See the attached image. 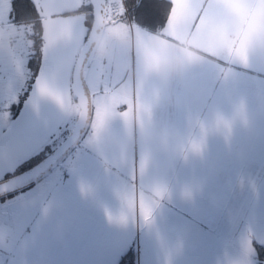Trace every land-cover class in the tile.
Listing matches in <instances>:
<instances>
[{"label":"crops","instance_id":"obj_1","mask_svg":"<svg viewBox=\"0 0 264 264\" xmlns=\"http://www.w3.org/2000/svg\"><path fill=\"white\" fill-rule=\"evenodd\" d=\"M109 25V29L125 33L119 24ZM230 29L232 38L222 28L209 39L187 33L176 36L171 44L156 42L169 48H200L211 45L219 31L224 54L215 56L213 48L207 47L214 56L198 58L166 88L152 78L145 79L143 86L142 99L151 105V115L144 117L143 126H169L203 140L197 152H175L167 157L173 165L169 187L165 191L161 186L163 194L154 202V208L172 210L194 227L202 224L201 219L212 221V213L222 214L226 208L230 169L237 176L242 172V178L249 181H257L264 170V35L249 40L246 27ZM117 43L113 41L112 47ZM242 45L244 58L238 55ZM137 72L144 79L141 60ZM127 127L133 137L142 128L139 121ZM102 148L98 145L97 150ZM110 157L116 159L105 161L92 152L73 158L64 177L50 179L36 190L32 200L49 187L18 240L7 237L6 246H0V264H118L136 242L142 221L138 209L128 211L125 197L145 193L148 185L129 179L123 174L121 160L114 154ZM121 213L123 220L118 219ZM160 222L164 224L160 220L156 225Z\"/></svg>","mask_w":264,"mask_h":264},{"label":"rangeland","instance_id":"obj_2","mask_svg":"<svg viewBox=\"0 0 264 264\" xmlns=\"http://www.w3.org/2000/svg\"><path fill=\"white\" fill-rule=\"evenodd\" d=\"M0 7L9 21L0 25V146L4 147L0 152H5L15 147L19 141L15 114L18 103L25 96L29 78L32 41L28 35L32 28L16 25L11 21V0H0ZM66 7L74 5L66 4ZM75 15L76 13H69L67 18ZM44 19L47 27V19ZM109 28L110 25H107L104 33ZM231 43L230 41V45ZM93 55L96 57L95 53ZM140 60L139 57V62ZM57 87L61 92L64 91L62 85L58 84ZM78 117L77 112L67 110L50 99L39 115L27 120L19 145L0 156V181L5 176L14 174L20 166L47 147L57 148L70 134ZM127 126L119 116L106 121L98 133L91 124L86 138L66 159L64 165L57 167L34 187L0 201V229L6 231L12 242L18 240L29 224L38 202L46 199L49 187L39 193L37 200H32L31 195L44 188L48 180L64 177L62 174L69 166L68 163L89 152L105 161L116 159L110 157L114 154L121 160L123 174L127 173L129 179L140 185L158 184L167 191L168 179L173 171L172 160L169 162L167 157L173 154L164 155V158L163 154L147 157L141 132H136L133 137ZM114 143L117 148L111 146ZM98 145L103 146L101 151L97 150ZM142 162H145L143 172ZM242 177V172L241 176H237L234 170L228 171L225 185L226 190H229L228 200L225 202L227 206L222 208V214L212 213L210 222L208 219H201L202 224L194 227L172 210L153 208L151 221L146 222L142 218L136 237L138 264H258L260 259L254 243L264 246V170L257 181ZM160 220H164V224L160 222L157 226ZM249 242L254 250L252 252L248 251ZM261 262L264 264V261Z\"/></svg>","mask_w":264,"mask_h":264},{"label":"snow or ice","instance_id":"obj_3","mask_svg":"<svg viewBox=\"0 0 264 264\" xmlns=\"http://www.w3.org/2000/svg\"><path fill=\"white\" fill-rule=\"evenodd\" d=\"M164 3L162 27L151 33L126 19L125 0H31L35 22L30 51L39 45L47 71L64 88L61 92L42 75L38 81L40 95L49 96L67 110L77 112L82 119L91 120L97 133L106 121L116 116L126 125L139 121L143 127L144 117L151 115L150 103L142 99L145 79L137 72L145 47L156 42L171 44L176 36L187 33L209 39L226 26L238 31L246 27L249 40L264 35V0H164ZM65 4L74 7H59ZM154 4L155 0H135L133 10L151 17ZM22 11L27 15L26 10ZM54 11H59L63 19L51 30L49 47L43 39L46 20L42 16ZM68 12H75V17L67 18ZM6 22L8 18L0 7V25ZM110 23L125 29L127 41L114 45L110 58L102 61L92 53L93 38ZM238 55L244 58L243 45ZM223 123L229 127L226 121ZM202 143V139L194 141L192 150L199 151ZM144 168L145 162H142L141 172ZM125 199L129 212L138 209L144 221H151L154 203L146 201L143 191L138 195L130 193ZM118 219H125L124 214ZM248 251H254L250 242Z\"/></svg>","mask_w":264,"mask_h":264},{"label":"clouds","instance_id":"obj_4","mask_svg":"<svg viewBox=\"0 0 264 264\" xmlns=\"http://www.w3.org/2000/svg\"><path fill=\"white\" fill-rule=\"evenodd\" d=\"M225 29L229 38L233 33L230 26L221 27ZM218 29V30H219ZM126 43L127 37L122 31L111 28L103 35H98L94 44V53L102 61H106L112 54V42ZM212 47L216 55H223L221 47V34L218 31L212 38V44H205L200 48L188 45H180L178 48H169L160 43H153L145 47L141 52V72L144 79H155L158 84L166 88L170 80L177 75H181L198 58L212 57L213 51H206L205 48ZM187 49V51H185ZM189 52L193 53L192 57ZM141 134L145 141V152L147 157L155 154L171 155L175 152L193 151L191 144L196 141L190 135L181 134L179 131L169 127L161 126L150 128L143 126ZM163 194V189L158 184H150L145 191V199L148 203H154L155 199ZM7 233L0 229V246H6Z\"/></svg>","mask_w":264,"mask_h":264},{"label":"water","instance_id":"obj_5","mask_svg":"<svg viewBox=\"0 0 264 264\" xmlns=\"http://www.w3.org/2000/svg\"><path fill=\"white\" fill-rule=\"evenodd\" d=\"M59 7H66V4L61 5ZM69 13L75 12H68V14ZM42 18L47 19V27L45 26L44 28V43L45 45L51 47L49 45L50 32L53 28L57 27L62 22L63 17H61L59 11H54L51 13V15H48L46 17L42 16ZM104 30L101 32H97L94 36L92 53H94V44L97 39V36L103 35ZM42 75L45 76L46 79H48L50 84H56V86H58V83L53 80L51 73L47 71V67L43 59L39 76L35 84L33 85L32 91L28 99L24 103L23 109L17 117L19 141L16 146H18L20 143V140L22 138L23 127L25 126L27 120L35 115H39L40 110L47 104L50 99H52L49 96H42L39 93L38 81L41 79ZM91 124V120L82 119L79 115L77 122L70 134L49 155H47L43 160H41L33 167L21 173L15 174L11 177L1 180L0 201L10 198L14 195L20 194L23 191L34 187L42 180H44L49 174H51L57 167L63 165L66 159L79 147L82 141L86 138L90 130ZM13 148L9 149V151L0 152V156L6 155L10 151H12ZM0 150H4V147L0 146Z\"/></svg>","mask_w":264,"mask_h":264},{"label":"trees","instance_id":"obj_6","mask_svg":"<svg viewBox=\"0 0 264 264\" xmlns=\"http://www.w3.org/2000/svg\"><path fill=\"white\" fill-rule=\"evenodd\" d=\"M135 0H125L126 8H128V14L131 22L138 24L139 26L146 28L151 32H157L159 27H162L163 23V15L166 5L164 0H155L154 4V12L151 17H145L142 13L133 10ZM22 10H26L27 15L24 14ZM34 6L31 4V0H12L11 1V12L10 18L11 21L19 26L31 27L34 21ZM126 19L128 20L127 16ZM32 32V31H31ZM39 34V29H37V35ZM28 37L32 41L31 33H29ZM43 54L40 51L39 45L31 52V58L29 60V78L26 82L25 86V96L21 99L20 103H18V109L16 111L15 117L17 118L23 109L24 103L28 99L33 85L35 84L40 70L42 66ZM54 149L52 147H47L44 151L39 153L37 156L33 157L29 161L25 162L22 166L14 174H9L5 176V178L11 177L15 174L21 173L37 163L43 160L47 155H49ZM5 200V199H4ZM258 258L260 262L258 264H262L261 261H264V246L259 245L258 243H254ZM118 264H138V248L137 242L132 243L129 248L125 251V253L121 256Z\"/></svg>","mask_w":264,"mask_h":264},{"label":"built area","instance_id":"obj_7","mask_svg":"<svg viewBox=\"0 0 264 264\" xmlns=\"http://www.w3.org/2000/svg\"><path fill=\"white\" fill-rule=\"evenodd\" d=\"M125 6H126V5H125ZM126 16H127V18H128V21H129V22H131V20H130V18H129V14H128V13H127V15H126ZM96 58H98V57H96ZM98 59H99V58H98ZM99 60H101V59H99Z\"/></svg>","mask_w":264,"mask_h":264}]
</instances>
